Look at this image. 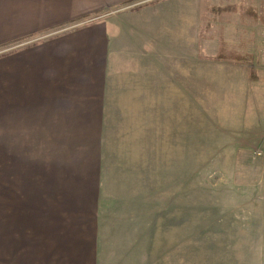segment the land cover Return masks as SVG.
<instances>
[{
	"label": "rangeland",
	"instance_id": "1",
	"mask_svg": "<svg viewBox=\"0 0 264 264\" xmlns=\"http://www.w3.org/2000/svg\"><path fill=\"white\" fill-rule=\"evenodd\" d=\"M261 2H131L121 10L139 9L130 21L151 29L149 39L113 59L104 102L49 104L79 123L33 126L30 135L6 134L13 129L0 116V264H26L29 242L70 241L93 242V264H264V164L252 150H231L223 128L240 123L246 96L264 101V78L245 91L228 84L215 110L197 83L205 26L227 29L204 21L239 13L264 24ZM219 44L217 60L231 61L237 44ZM183 53L185 89L181 73L167 72Z\"/></svg>",
	"mask_w": 264,
	"mask_h": 264
},
{
	"label": "crops",
	"instance_id": "2",
	"mask_svg": "<svg viewBox=\"0 0 264 264\" xmlns=\"http://www.w3.org/2000/svg\"><path fill=\"white\" fill-rule=\"evenodd\" d=\"M136 1L0 0V48H13L0 57V116L5 113L7 126L13 129L6 134L30 135L29 128L33 126L67 128L79 123L77 115L57 114L49 104L104 102L102 97L113 59L138 46L141 48L144 40L149 39L145 33L151 29L130 21L135 20L139 9L121 10ZM112 12L120 13L112 16ZM102 13L110 15L103 21L91 19ZM228 20L230 24L225 25ZM204 23L227 28L220 32L216 27L205 26L210 29L201 36L205 39L201 46L205 65L197 77L199 95L212 98L215 110L216 98L228 84L249 90L254 80L264 78V24L259 23V18L257 22L254 16L239 13L212 15ZM220 39L237 44L238 51L229 57L231 61L217 60L223 58L219 52ZM139 40L142 42L137 45ZM182 56L183 62L174 67L173 60L167 72L172 77L175 72L178 76L181 73L185 89L190 87L187 81L192 79L190 65L184 53ZM238 105L240 123L235 120L232 126L223 123V128L230 129L228 146L231 150H252L253 160L262 162L254 158V152L264 144V101L246 96ZM246 117L252 119V124L243 125ZM32 119L48 122L32 123ZM32 243L25 244L26 264H74L77 260L81 264L94 263L93 242Z\"/></svg>",
	"mask_w": 264,
	"mask_h": 264
},
{
	"label": "built area",
	"instance_id": "3",
	"mask_svg": "<svg viewBox=\"0 0 264 264\" xmlns=\"http://www.w3.org/2000/svg\"><path fill=\"white\" fill-rule=\"evenodd\" d=\"M254 158L262 161L264 164V144L254 152Z\"/></svg>",
	"mask_w": 264,
	"mask_h": 264
}]
</instances>
